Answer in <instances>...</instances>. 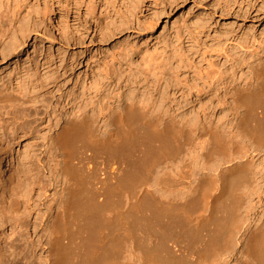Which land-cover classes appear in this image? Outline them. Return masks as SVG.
Returning a JSON list of instances; mask_svg holds the SVG:
<instances>
[{
  "label": "bare ground",
  "instance_id": "obj_1",
  "mask_svg": "<svg viewBox=\"0 0 264 264\" xmlns=\"http://www.w3.org/2000/svg\"><path fill=\"white\" fill-rule=\"evenodd\" d=\"M27 1L0 0V109L5 104L21 102L16 104L19 109L12 118L7 120L0 113V155L15 152L23 139L32 140L20 159L24 162L23 178L15 182L10 173L5 182L10 184L7 191L12 203L5 207L0 200V264H121L125 243H131V255L136 261L132 264H212L213 256L220 253L222 257L237 234L243 241L244 258L238 263L264 264V229L238 225L245 195H240V189L260 195L249 151L238 156L240 152L227 148L229 143L217 128L203 126L198 129L195 153L205 173L190 191L193 199L182 203V194H172L174 198L167 197L168 200L163 199L167 195H154L149 185L155 167L177 159L182 151L180 136L186 138L188 132H181L176 124H161L160 118L149 116L147 104L132 99L112 110L106 127L114 130L107 137L93 130L94 118L82 107L70 114L65 102L71 94L59 85V78L83 66L84 52L71 55L68 51L72 44L81 42L66 31L64 40L60 36L66 47L59 43L40 48L37 39L50 35L41 30L47 27L45 22L53 9L25 14L22 4ZM89 4L87 0H65L61 9L68 16L76 11L80 17L82 7L91 10ZM153 24L151 32L160 20ZM126 29L106 32L102 41H113ZM33 39V51L29 52ZM49 41L55 43L52 38ZM218 47V57L224 63L220 65L211 57L198 71L199 92L227 73V40ZM161 61L157 75L168 66V59ZM263 64L264 61L253 69L255 83H246L232 94L233 102L237 108H245L246 116L239 118L235 138L240 135L248 140L250 148L255 149L253 156L264 152ZM42 69L48 70L52 79L46 84L41 82ZM102 69L107 78L112 75L110 65ZM22 73L30 78L34 89L41 91L36 101L10 94L14 79ZM102 155L109 161L106 172L100 164L92 165ZM217 155L223 156L220 167L213 165ZM114 161L119 167L112 166ZM163 181L161 189H168L166 179ZM3 185L0 181V189ZM33 192L38 194L36 200L31 198ZM213 264L228 262L220 259Z\"/></svg>",
  "mask_w": 264,
  "mask_h": 264
},
{
  "label": "rangeland",
  "instance_id": "obj_2",
  "mask_svg": "<svg viewBox=\"0 0 264 264\" xmlns=\"http://www.w3.org/2000/svg\"><path fill=\"white\" fill-rule=\"evenodd\" d=\"M64 1L28 0L24 5L22 4V11L27 14L40 9L42 11H46V8L53 9L45 22L47 27L41 30V33L47 30L50 38L40 35L37 39L39 46L64 44L66 31L81 42V45L72 44L68 51L71 55L83 51V66H78L63 78H59V85L71 94V98L67 99V103L65 102L66 110L71 114L74 109L78 111V108L82 107L94 118L93 130L98 135L107 137L108 132L114 130L112 126L108 129L106 127L109 118L112 117V110L122 107L126 99H132L142 102L143 105L147 104L149 116L160 118L161 124H176L178 130L188 132L185 133L186 138L180 136L183 148L181 147L182 151L177 159L164 161L156 166L149 185L150 190L157 197L162 198L167 195L163 197L164 200L174 198L172 194H182V198L179 199L182 203L187 202L188 198L193 199L194 194L190 191L195 188L205 173L195 153L199 143L198 129L203 126H214L221 132L226 143L230 144L227 148H236V151L240 152L238 156L248 150L252 159L254 158L253 170L260 195L246 193L248 191L243 189L244 187L240 189V195L243 196L244 193L245 195L239 211L238 225L250 229L256 227L264 229V180L261 179L264 172V152L255 153L253 156L252 152L255 149L250 148L248 140L240 135L235 138L239 118L246 116L245 108H237L232 99L236 88L245 86L246 83H255L253 69L264 61V0H165L164 2L161 0H87L91 10L87 11L82 7L80 17L75 14L76 11L69 16L66 15L62 10L63 7L61 9ZM158 20L160 24L156 29L153 32L149 31L153 23ZM87 28L91 31L89 29L87 32ZM124 28L128 31L113 41H102L103 35ZM51 38L55 41L54 44L49 41ZM225 40H227L230 56L226 65L227 73L222 80L204 87L205 90L199 92L197 85L200 82L197 73L206 67L211 57L223 65L224 60L218 57L217 51L220 43L223 42L224 45ZM33 42L34 39L30 42L31 46L27 51H33L31 48ZM66 46L64 44V47ZM23 57L26 58L25 55L21 56ZM72 58H69V61H72ZM167 59L168 66L157 75L159 73L157 64ZM105 64L110 65L113 70L109 78L103 73L102 68ZM261 66L264 68V64ZM47 72L48 70L42 69L44 77L41 82L44 84L52 80ZM56 76L55 74L54 77ZM12 89L10 94L32 102L36 101V96L41 92L31 86L30 78L25 73L14 79ZM225 92H227V98L224 97ZM53 93L56 94L57 90L55 89ZM20 103L3 105L4 107L0 109V113L3 114L1 116L7 120L12 118L19 109L16 104L20 105ZM30 143L32 140L23 139L15 152L0 155V181L1 185L5 184L0 189L2 190L0 200L4 201V206L11 201L8 193L10 184L5 183L8 174L14 175L15 182L23 178L24 162L20 159L21 157L23 159V154L26 153ZM222 157V155L215 156L214 160H217V164L214 162L213 165L220 167L219 160ZM96 163L100 164L103 171H107L109 161L106 155L94 160L92 165ZM114 164L113 167L120 165L115 161ZM165 179L168 189H161L160 183ZM216 180L219 185L220 181L217 177ZM4 190H6V197L3 195ZM37 195V192H33L31 198L36 200ZM23 202L22 198V209L25 208ZM246 218L247 220H242ZM34 222L35 218L32 219V223ZM236 236L232 237L227 252L222 254V257L220 253L213 256L210 262L215 263L221 259L227 260L228 264H239L238 261L244 259L242 257L243 241L238 234ZM238 241L241 242L238 244ZM127 244L126 246L125 243L122 256L120 255L121 264L136 262L131 255V243Z\"/></svg>",
  "mask_w": 264,
  "mask_h": 264
}]
</instances>
